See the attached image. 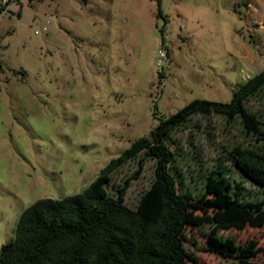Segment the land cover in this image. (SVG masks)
Here are the masks:
<instances>
[{
  "label": "rangeland",
  "instance_id": "374dc122",
  "mask_svg": "<svg viewBox=\"0 0 264 264\" xmlns=\"http://www.w3.org/2000/svg\"><path fill=\"white\" fill-rule=\"evenodd\" d=\"M161 47L168 58L158 73ZM263 69L264 0L12 1L0 13V249L35 201L80 194L161 120L196 99L227 103ZM245 107L264 127V87ZM173 140L177 171L196 194L201 174L222 163L244 201L264 199L228 159L233 145L264 151L239 119L195 115ZM154 169V160L140 168L135 159L113 175L115 186L128 181L130 209ZM214 230L186 229L199 264H238L207 251L212 234L254 243L253 261L264 263V228Z\"/></svg>",
  "mask_w": 264,
  "mask_h": 264
},
{
  "label": "trees",
  "instance_id": "16d2710c",
  "mask_svg": "<svg viewBox=\"0 0 264 264\" xmlns=\"http://www.w3.org/2000/svg\"><path fill=\"white\" fill-rule=\"evenodd\" d=\"M263 87L264 69L227 103L193 100L112 159L80 194L35 201L21 212L14 239L1 246L0 264H199L185 249L187 228L213 224L214 233L264 228V199L244 201L242 183L222 163L201 174L196 194L182 181L172 149L174 132L195 115L239 119L251 138L263 141L262 123L245 107ZM227 153L243 178L264 188V151L233 145ZM135 159L140 168L143 161L154 160L155 169L150 186L130 209L124 200L128 181L115 186L112 178ZM254 248V243L242 248L215 234L207 244V251L234 257L238 264H264L253 261Z\"/></svg>",
  "mask_w": 264,
  "mask_h": 264
},
{
  "label": "built area",
  "instance_id": "2783aa9c",
  "mask_svg": "<svg viewBox=\"0 0 264 264\" xmlns=\"http://www.w3.org/2000/svg\"><path fill=\"white\" fill-rule=\"evenodd\" d=\"M14 0H0V9H3L1 13H4V10H7L9 7L10 3ZM47 32V27L46 25H43L40 29L35 30L34 34L39 35L41 33H46ZM167 51L165 47H161L157 50V61L155 63L158 73H161L160 70H162L163 66L167 63Z\"/></svg>",
  "mask_w": 264,
  "mask_h": 264
}]
</instances>
